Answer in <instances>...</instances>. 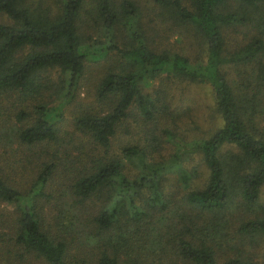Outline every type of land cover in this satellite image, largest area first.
<instances>
[{"label": "trees", "instance_id": "16d2710c", "mask_svg": "<svg viewBox=\"0 0 264 264\" xmlns=\"http://www.w3.org/2000/svg\"><path fill=\"white\" fill-rule=\"evenodd\" d=\"M0 14L10 20L0 22V95L31 103V114L20 108L14 117L28 119L17 144L33 147L28 188L0 165V202L15 208L21 259L0 252V264H255L245 245L264 237V131L254 122L264 92V0H0ZM178 28L202 47L195 63L154 45ZM98 33L105 42L91 50ZM91 56L98 71L85 80ZM182 81L209 88L219 125L204 137L175 130L180 111L171 110L169 89ZM81 88L90 102L80 103ZM129 117L143 139L111 152ZM154 134L173 146L165 160L153 154ZM188 154L198 156L202 178L183 164ZM55 174L77 212L63 209L68 216H55L60 227L50 230L35 201ZM232 216L240 219L235 244L226 235ZM65 218L74 234L79 218L89 227L78 245L63 238Z\"/></svg>", "mask_w": 264, "mask_h": 264}, {"label": "rangeland", "instance_id": "374dc122", "mask_svg": "<svg viewBox=\"0 0 264 264\" xmlns=\"http://www.w3.org/2000/svg\"><path fill=\"white\" fill-rule=\"evenodd\" d=\"M0 22L10 23V20L6 18L5 15L0 14ZM145 35L148 39L152 37L150 32L145 33ZM104 42L105 38L101 33H98L88 39L87 44L92 50V45L94 43L102 44ZM154 45L157 48L168 49L173 52L175 51L186 54L193 63L198 61V59L201 58L200 56L203 54L202 47H199L198 42L195 37L191 35V32L183 31L182 28H178L173 34L167 32L163 33L161 36L156 35L154 37ZM94 59L95 57L91 56L86 60V71L88 72L85 75V80H90L96 76L93 72L94 70L98 71V69L96 68L95 61H92ZM150 85L151 84L149 82L144 87L147 90H150ZM85 86L86 85H84V88ZM79 98L80 103L82 104L90 102L92 100L90 90L87 92V90L81 88ZM169 98L171 102V110L174 112L180 111L175 118L176 120L174 125L179 137L185 140L204 137L217 125H219V119L212 109L211 96L209 88L206 84L188 83L183 81L175 82L172 86H170ZM258 100L257 114L254 116V122L264 131V92L260 93ZM57 103V97L56 99H51L49 101L50 106H54ZM30 104L31 103L29 102L20 103L16 97L15 100H13V95L11 93H4L0 95V165L5 171L14 177V185H16L20 190L28 188L29 184L33 181V164L31 159L33 147H27V145L24 144H17L15 133L19 127L28 121V119H23L21 121L16 120L14 117V111L24 108L27 113L31 114L32 105ZM132 119V117H129L126 120V123L124 121L119 127V130L116 132L115 138L112 141V147L110 149L111 152H117L121 144L127 142L133 144L143 139V134H141L138 127H134L136 122ZM155 137H157V139H155L153 145V154L160 157L162 160H165L171 154L173 146L168 139L156 135ZM58 155L61 156V152H59ZM197 158L198 156L196 154H188L184 157L185 162H183V164L186 168L195 167L198 170H201L202 175L200 176L202 178L204 175V167ZM61 161H63V159ZM201 178L195 180L194 184L198 185ZM64 190V186L56 179L55 174L54 177H52V181L44 190L45 196L35 201L36 212L42 220V223L47 225L50 230H57L60 227L55 225L54 217L66 214L63 209L67 208L69 210L70 201L68 200V194H66ZM27 196L28 195H25L22 198L27 200ZM258 201L260 205L264 206V184L260 189ZM88 209L90 210L89 207ZM69 211L72 212V214L77 212L73 209ZM15 216L16 211L12 203L0 202V252L11 258L10 260L13 259V261H19L21 259H19L17 253H15L14 250L16 247L13 244ZM66 216L68 215L66 214ZM81 216L84 219L85 215L81 214ZM59 218L60 221H62L60 216ZM239 220L240 219L237 216H232L228 226H226V235H228L229 244L236 243L234 228L236 221ZM79 221L81 222L82 227L76 231L82 233L89 232L88 225H86L80 218ZM232 222L233 224L231 225ZM66 224H68L67 218H65V225H61L65 229L64 234H62L64 236L63 238L67 239L72 235L74 239L73 244L78 245L81 241L80 234L78 232L77 234H74V227L70 228L69 225ZM70 231H72V234L69 235ZM245 249L248 256H251L254 259L255 264H264V237L258 235L253 237L249 243H246ZM26 262L28 264H37L32 261Z\"/></svg>", "mask_w": 264, "mask_h": 264}]
</instances>
